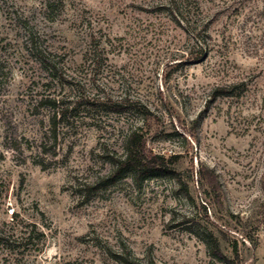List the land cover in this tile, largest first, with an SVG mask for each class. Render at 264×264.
Returning a JSON list of instances; mask_svg holds the SVG:
<instances>
[{
    "label": "rangeland",
    "instance_id": "1",
    "mask_svg": "<svg viewBox=\"0 0 264 264\" xmlns=\"http://www.w3.org/2000/svg\"><path fill=\"white\" fill-rule=\"evenodd\" d=\"M168 1L0 0V264H225L200 233L217 210L202 218L201 165L245 225L242 264H264V0L181 20ZM131 128L182 157L188 193L113 176Z\"/></svg>",
    "mask_w": 264,
    "mask_h": 264
},
{
    "label": "trees",
    "instance_id": "2",
    "mask_svg": "<svg viewBox=\"0 0 264 264\" xmlns=\"http://www.w3.org/2000/svg\"><path fill=\"white\" fill-rule=\"evenodd\" d=\"M169 7L171 14L174 18L181 20L185 16V12L191 11L195 3L198 6L196 0H169ZM47 8L50 10L53 8V3L50 1L47 3ZM196 37V35H195ZM32 48L38 50L36 44H32ZM239 85L223 86L216 89L213 92V97H234ZM55 107L57 106L56 100H46ZM105 104H109L108 113L122 114L124 110L123 102H114L107 99ZM100 106V104L98 105ZM95 106L96 108H99ZM67 110L55 113V119L58 116L66 115ZM149 112H146L148 114ZM145 114V115H146ZM147 116V115H146ZM182 157L180 155H173L166 157L159 154H153L147 148V139L145 134L140 131V128H131L127 133L124 140V155L120 157L118 163L115 165L113 176H118L124 171H129L131 176L136 182H143L148 179L159 177L163 175H170L178 179L180 184V190L188 193V185L180 179L178 167L181 164ZM197 184L199 189L204 194L202 199L204 204L202 218H210L208 213L209 201L217 210L214 213L216 223L214 228H210L208 225L199 224L201 229V237L205 243L208 252L214 259L223 262L225 264H242V253L238 248L237 239L231 241V237H234L236 232L243 239L248 240L249 236L245 231V225L238 220V217L225 208L223 199L224 187L219 180L218 176L213 170L208 169L204 165L198 168ZM225 211V213H223ZM235 221V222H234ZM202 222V220H200ZM245 244V241H242ZM229 246L231 248L230 254H227L223 249V246Z\"/></svg>",
    "mask_w": 264,
    "mask_h": 264
}]
</instances>
